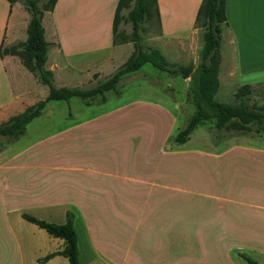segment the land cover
<instances>
[{
  "label": "crops",
  "instance_id": "0c3cea01",
  "mask_svg": "<svg viewBox=\"0 0 264 264\" xmlns=\"http://www.w3.org/2000/svg\"><path fill=\"white\" fill-rule=\"evenodd\" d=\"M117 1L57 0L43 12L45 68L55 86L79 85L82 75L106 64L114 71L115 58L127 56L130 42L114 43ZM200 3L157 0L158 40L179 48L197 35ZM225 15L226 79L264 83V55L252 53L264 48V34H256L259 24L264 31V0H225ZM173 17H187L188 26L173 28ZM29 18L23 0H0V114L12 107L17 114L48 94L28 100L36 84L46 86L5 51L26 40ZM181 80L186 90L190 79ZM159 85L136 89L151 98H127L24 150L0 151V264L28 262L15 227L39 231L22 213L62 224L68 210L81 264H241L240 252L264 264V134L216 144L201 123L186 142L174 143L192 113ZM57 257L63 256L47 263Z\"/></svg>",
  "mask_w": 264,
  "mask_h": 264
},
{
  "label": "trees",
  "instance_id": "16d2710c",
  "mask_svg": "<svg viewBox=\"0 0 264 264\" xmlns=\"http://www.w3.org/2000/svg\"><path fill=\"white\" fill-rule=\"evenodd\" d=\"M13 4L20 0H7ZM30 12L27 24V37L24 42L17 46L5 49L13 55H17L23 66L33 73L39 82L48 89L45 99L27 106L23 111L9 117L0 124V137L7 136L17 139L25 132V126L34 118L41 115L49 100H64L78 97L85 105L92 104L95 96H99L98 102L107 100V91L117 93V83L123 74L136 71L145 63H151L157 69L170 75L180 74L183 78H189L187 99L192 101L195 110L187 119L184 126L178 130L173 137L174 143H184L188 140L197 125L206 120L213 122L217 131L233 130L242 135L259 134L264 125V110L253 103L250 107L245 106L244 100H248L252 87L243 84L237 88L234 97L238 103L230 104L215 100V95L220 86L219 65L221 60L220 44L222 24L226 23L225 0H201L195 17V26L203 30V46L201 59L197 66H186L175 69L165 60L164 55L155 48H142L139 44L142 24L156 17L159 20L157 0H118L112 22L114 43L117 37L122 36L119 26L121 23H129L131 37H121L123 42L131 41L135 49L107 80L101 82L94 89L88 90L80 87H56L52 82V72L45 68L47 60L48 43L44 38L42 25L43 12L52 10L57 0H23ZM41 2V3H40ZM126 11V12H124ZM215 140L217 143L220 140ZM223 140V139H222ZM22 218L43 229L49 236L63 241V247L57 251L50 252L38 259V262H46L54 256L60 255L67 259V264H81L77 244V235L74 228V216L71 211L66 212L65 222L53 223L38 219L32 215L22 213ZM247 264L257 262L246 253H239Z\"/></svg>",
  "mask_w": 264,
  "mask_h": 264
},
{
  "label": "rangeland",
  "instance_id": "374dc122",
  "mask_svg": "<svg viewBox=\"0 0 264 264\" xmlns=\"http://www.w3.org/2000/svg\"><path fill=\"white\" fill-rule=\"evenodd\" d=\"M179 1V0H177ZM181 2L183 0H180ZM41 3V2H40ZM126 12V11H124ZM170 16H163V19L165 22H167V18ZM176 21L175 26L173 28H182L185 26H188V20L187 17L185 19H182L180 17H173ZM195 25V24H194ZM262 24H259L257 32V25L253 28L256 29V34L258 37H261L262 34H264V31L260 30ZM129 23H121L119 26V29L122 33V36H118L117 39L124 36H128V40L131 37V27H129ZM225 26L222 24V32H221V44H220V56L221 60L219 65V76L221 80V86L219 87L216 95L215 100L219 102H226L230 104L238 103L239 100L235 99L234 94L237 88L243 84H246V81H229L226 79V71H225V54L228 53V49L225 47L224 44V31ZM160 34L159 26L156 20V17H153L151 20L144 22L142 26V30L140 32V40L139 44L142 48H155L159 51H162L161 53L164 55L165 60L168 61L172 67L175 69L183 68L186 66H197L199 63V60L201 59V51L203 46V30L200 28V32H198L197 35L194 37H186L185 41L181 44L179 48L174 45V43H166V41H160L158 40L157 36ZM130 42V46L128 48V54L124 57L118 56L116 57L115 64L119 65L114 71L110 69L108 66L109 64H106L102 72L100 71H91L89 75H82L81 76V83L79 85L69 87V88H75L80 87L83 89H94L98 84L101 82L107 80L109 77H111L114 72L120 68L124 62L129 58L133 50L135 49L133 42ZM255 54L257 56V53L259 52V56L264 55V48L261 49H253ZM106 60V59H105ZM103 60V61H105ZM105 64V63H104ZM133 73V74H132ZM34 75V74H33ZM35 79L37 80L36 83H40L37 77L34 75ZM170 77V79L168 78ZM182 76L180 74L177 75H170L166 72H163L156 67H154L151 63L145 64L142 68H139L136 71H132L126 74H123L121 78L119 79L117 83L118 92L119 94H114L112 91H107V100L105 102H98L100 100L99 96H95L94 100H92V103L90 106L85 105L84 102L78 98L73 97L69 99L68 101H61V100H49L47 102L45 111L41 113V115L37 118H35L33 121L28 122V124L25 126V132L19 136L18 139H11L7 136H1L0 137V151L5 148V150L10 152H15L20 149L24 150L27 146L32 145L35 141L47 136L51 132H54L55 130L61 128V126H64L68 122H73L77 119L88 117L92 114L101 112L105 109H108L110 107H113L115 104L125 101L131 98H134L136 96H142L145 98H151L148 93L146 94H140L137 92V88L140 86L148 87L150 84H152L154 81L160 82V89H167V93L174 96L175 99L184 101L185 112L187 114L193 113L195 110V106L192 103V101L187 99L186 93L188 87L186 90H184V85L181 82ZM72 79V77H69ZM168 79L170 80L168 82ZM80 80V79H79ZM147 81L150 83H147ZM53 82V79H52ZM68 84L69 81H67ZM66 82V83H67ZM71 82V81H70ZM172 83L173 86L167 87L168 84ZM190 83V80H189ZM59 81H56V86H62ZM37 91L35 92V95L26 96L28 100H36L43 98V94H47V88L45 87V90L41 89V86L39 84H36ZM64 87V86H63ZM45 92V93H44ZM47 96V95H46ZM46 98V97H45ZM44 98V99H45ZM40 100H36L34 102L37 103ZM253 103H255L257 106H260L264 110V83H259L254 86H252V92L250 93L249 99L244 100V105L250 107ZM15 107L10 108L8 111L3 112L0 114V124L4 120L6 121V115L7 114H15L14 111ZM184 114V119L186 116ZM183 119V118H182ZM183 119V120H184ZM182 120V121H183ZM179 120V123L182 122ZM185 121V120H184ZM184 123V122H183ZM185 124V123H184ZM203 129L205 131H208V134L211 136L212 141L215 143V140H220L216 144H221L224 142L225 138H228L230 136L234 135H241L237 131L233 130H221L217 131L214 128V124L210 120H206L203 122ZM184 126V125H182ZM202 127H200L193 137V142H195V138L199 135L200 130ZM263 130L259 134H264V125L262 126ZM249 136H254V134H248ZM223 139V140H222ZM6 151V152H7ZM30 227V226H29ZM35 227L39 233H33V231L23 230L22 227L17 226L15 227L17 234L19 236V240L23 246L25 256L27 257V264H60V261L64 258L63 257H57L52 262L47 263L46 262H38V259L45 256L46 254L56 251L58 248L60 249V245L63 242L61 239H54L51 238L43 229ZM81 236V235H79ZM81 244V238L79 242V248ZM83 248V247H82ZM81 252V250H80ZM81 258L83 260V255L81 253ZM52 259V258H51ZM65 261V260H64ZM242 262L241 264H247V262L243 259H240ZM33 262V263H32Z\"/></svg>",
  "mask_w": 264,
  "mask_h": 264
}]
</instances>
